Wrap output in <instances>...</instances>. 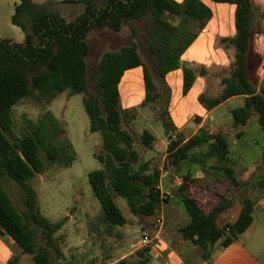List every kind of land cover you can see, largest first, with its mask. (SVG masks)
Returning <instances> with one entry per match:
<instances>
[{"label":"trees","instance_id":"16d2710c","mask_svg":"<svg viewBox=\"0 0 264 264\" xmlns=\"http://www.w3.org/2000/svg\"><path fill=\"white\" fill-rule=\"evenodd\" d=\"M17 1L10 22L21 30L23 41L13 43L0 39V228L33 264H52V251L63 258L57 252L54 236L68 217L56 223L46 220L37 209L30 181L43 174L47 165L55 169L70 166L75 153L64 137L63 127L45 106L63 92L68 96L84 95L82 105L89 130L101 137V148L93 155L101 168L89 172L87 180L101 206L107 232L126 224L114 195L125 201L133 216L153 218L161 203L167 201L161 198L158 188L160 171L157 168L149 171V163L140 159L135 148L133 135L122 128L126 112L120 106L118 85L124 72L140 67L145 91L142 106L161 102L159 90L163 87L167 96L158 120L167 133L171 132L167 112L169 95L164 78L169 72L180 69L182 95L189 92L197 71L181 63L180 58L212 13L199 0L181 3L173 0H64L42 5L32 0ZM209 1L235 6V35L219 40L225 49L232 50L233 61L229 75L220 79L219 94L211 97L202 94L198 102L210 111L230 98L240 97L242 105L230 111L236 137L242 136L241 129L253 117L264 134V89H259L257 84L264 57L255 48L256 37L263 33L259 9L252 0ZM65 4L80 7V12L67 19L63 15ZM147 22V29L142 31L140 26L144 27ZM123 27L129 29L133 38L142 35L148 53L155 60L156 82L149 65L140 57L137 45L132 43L103 53L98 66V92L87 93L89 32H119ZM198 73L204 75L205 70L200 68ZM28 99L36 100L41 113L35 121L23 118L17 134L12 108ZM140 141L149 148L153 136L144 130ZM233 164L230 142L220 130L200 128L187 140L180 135L169 140L166 147L162 170L172 171L181 179L173 195L189 218V222L178 229V235L197 246L204 260L218 242L221 247H228L249 229L253 222L250 193L261 192L264 196V162L257 174L245 182L236 177ZM211 174H219L222 180L211 177L232 192L214 194L216 201L204 210L190 195V187ZM6 179L20 192L21 214L3 187ZM235 203L238 204L236 217L222 223V215ZM148 251L138 250V261L134 264H148ZM6 264H21L20 257L13 256ZM116 264L130 263L122 259Z\"/></svg>","mask_w":264,"mask_h":264},{"label":"rangeland","instance_id":"374dc122","mask_svg":"<svg viewBox=\"0 0 264 264\" xmlns=\"http://www.w3.org/2000/svg\"><path fill=\"white\" fill-rule=\"evenodd\" d=\"M35 4L42 5L49 2L59 3L64 0H32ZM13 2L17 0H0V39L11 40L15 43H22L23 33L13 26L10 22L14 12ZM258 7L261 15V25L264 33V0H252ZM63 15L67 19H72L75 12H80V7L65 4ZM75 6V7H74ZM75 9V11H74ZM148 22L141 27L142 31L147 29ZM140 30V32H141ZM143 33V32H142ZM141 33V34H142ZM90 51L86 58L87 63V93L98 92L99 61L104 52L117 51L119 48L135 43L142 60L149 65L153 81L156 82L155 60L148 53L142 35L133 38L127 27H123L119 32L108 30L97 32L90 31L88 34ZM259 50H261L259 48ZM229 66L227 69L211 68L206 76V96H216L220 91V79L228 76L233 61V52L229 51ZM259 89H264V79L257 81ZM164 86L168 90L171 101L176 97L182 96L180 90L175 91V87L167 84ZM163 100L154 104L142 106L143 101L138 102L137 107L126 110L122 128L133 135L134 145L142 161L149 163V171L158 168L162 171L164 164V147L157 145L156 149L145 147L140 141V135L143 130H153L156 138L164 137L165 127L158 120L159 110L164 107V101L167 96L166 90L161 87L159 90ZM83 94L68 96L66 92L58 95L51 101L45 109L53 114L64 129V137L71 145L75 153L74 162L62 169L46 166L43 174L34 176L30 184L36 194V205L39 213L50 223H56L68 217L67 221L55 236V245L57 252L52 251V264H116L119 260L134 264L138 261L136 252L138 242L143 232L154 230V217L163 218V227L167 225L168 218L177 222L178 226L184 223L182 205L177 197L173 195L174 189L169 194L174 198H167L166 202L161 203L157 214L151 219H142L131 214L125 201L114 195V200L122 215L126 218V224L122 227H114L107 232V227L102 221V210L98 200L93 195L87 180V174L101 168V165L94 158V153L101 148V137L99 133H92L89 130V120L84 112L82 99ZM144 100V99H143ZM161 103V104H160ZM242 105V98L235 97L213 111L212 116L220 114L217 121H208L204 127L211 130H220L230 142V152L233 158V170L236 177L245 182L257 174L256 171L264 162V134L261 131L255 117L251 118L247 125L242 128L243 134L240 138L236 137L237 130L232 128L230 111ZM123 110V109H122ZM41 113L35 99L22 100L12 108V120L15 132L18 134L21 129L23 118L35 121ZM169 117V114H168ZM132 121V122H131ZM167 139V143H168ZM153 146V144H152ZM162 146V147H161ZM163 160V161H162ZM199 175V174H198ZM196 175V177L198 176ZM170 179L177 177L172 171L169 172ZM218 180L223 178L219 174H211L202 179V182L191 184L190 195L196 199L197 203L207 210L212 203L216 201L214 194H229L232 191ZM179 181L181 179L177 177ZM217 181V182H216ZM169 180H162L160 185L164 192ZM3 187L9 196L16 211L21 214L23 210L22 197L17 186L6 179ZM234 192V191H233ZM238 196V195H237ZM176 198V200H175ZM250 198L256 205L263 202L264 196L261 192L250 193ZM173 204L175 211L169 207ZM261 205L253 210V223L248 229L246 237L243 239L246 247L264 264V208ZM238 210V204L228 212L224 213L220 219L222 223L232 221ZM182 212V211H181ZM188 218V217H187ZM174 221V222H173ZM28 256V260L31 258Z\"/></svg>","mask_w":264,"mask_h":264},{"label":"crops","instance_id":"0c3cea01","mask_svg":"<svg viewBox=\"0 0 264 264\" xmlns=\"http://www.w3.org/2000/svg\"><path fill=\"white\" fill-rule=\"evenodd\" d=\"M173 1L181 3L183 0ZM199 1L211 10L212 16L180 58L181 63L186 64L197 71L196 78L189 92L179 98L176 97L172 101L170 98L167 107V112L169 114L168 119L173 128L171 132L174 131L176 137L180 135L185 140L192 137L200 128H205V122H208L209 120L217 121V118L220 116V114L212 116V113L223 103L208 111L199 104L198 97L205 94L207 91L206 76L208 71L213 67L222 70L227 69L229 66L230 60L228 53L232 50L225 49L224 46L219 43V40L232 38L235 35L234 5L217 4L209 0ZM16 4V2H13V6ZM255 48L264 57V33L256 37ZM259 48L261 50H259ZM200 68L205 70L204 75H199L198 71ZM258 76L259 79H264V62L258 71ZM164 81L165 84H167V87L169 86L170 88L171 86H174L178 95H180L178 90L182 93V71L180 69L169 72L165 76ZM118 94L120 106L125 112L126 110L129 111L132 108L137 107L138 102L141 103L143 101L145 91L143 87L142 70L140 67L124 72L118 85ZM233 98H230L227 101ZM148 132L153 136V146L151 144L149 149L155 150L157 145H163L164 159L168 144L167 139L169 141V133L165 130L164 137L156 138L153 134V130L149 129ZM158 170L160 171L158 185L160 195H164L166 198H171L172 203H174V198L169 194L171 192L169 190L176 189L181 181H179L177 177L170 179V171L162 170L164 172H161L160 169ZM162 180L171 181V184H168L166 191L164 192L160 188ZM258 204L261 205V209L264 208V201ZM258 204L255 205L253 203V210L259 208L257 207ZM169 208L173 211L176 210L173 204H171ZM177 211L182 213L181 215L184 223L178 226L177 222L173 221L174 223L172 224V221L168 218L167 225L164 227L162 226V228L158 230L156 240L148 251V264H263L243 242L248 230L228 247L223 248L218 242L210 251L208 259L204 260L202 258L201 250L197 246H193L189 242L184 241L178 235V229L184 227L189 222V218H187L183 207L182 210L177 208ZM152 232L153 230L151 233ZM13 256H19L21 264H33L31 260H28L27 255H21V251L15 246L13 240L0 228V264H6Z\"/></svg>","mask_w":264,"mask_h":264},{"label":"built area","instance_id":"2783aa9c","mask_svg":"<svg viewBox=\"0 0 264 264\" xmlns=\"http://www.w3.org/2000/svg\"><path fill=\"white\" fill-rule=\"evenodd\" d=\"M169 140L176 139V133L174 131L169 132L168 134ZM162 199H166V196H161ZM163 226V218L162 217H154L153 219V232H143L139 238L138 249L139 250H149L156 240V234L159 229Z\"/></svg>","mask_w":264,"mask_h":264}]
</instances>
